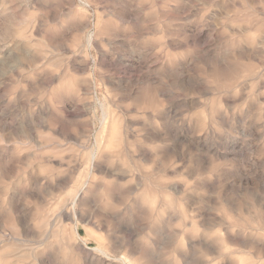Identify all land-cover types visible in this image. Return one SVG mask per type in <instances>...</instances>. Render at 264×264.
I'll return each instance as SVG.
<instances>
[{
	"label": "rangeland",
	"instance_id": "1",
	"mask_svg": "<svg viewBox=\"0 0 264 264\" xmlns=\"http://www.w3.org/2000/svg\"><path fill=\"white\" fill-rule=\"evenodd\" d=\"M0 264H264V0H0Z\"/></svg>",
	"mask_w": 264,
	"mask_h": 264
},
{
	"label": "snow or ice",
	"instance_id": "2",
	"mask_svg": "<svg viewBox=\"0 0 264 264\" xmlns=\"http://www.w3.org/2000/svg\"><path fill=\"white\" fill-rule=\"evenodd\" d=\"M217 7H219V5H217ZM218 14V13H217ZM61 38V36L59 35V34H57L56 36H54V37H51V39H53V40H57V39H60Z\"/></svg>",
	"mask_w": 264,
	"mask_h": 264
}]
</instances>
